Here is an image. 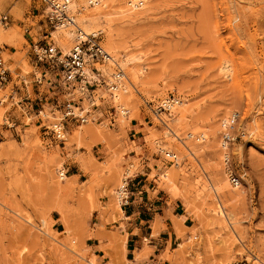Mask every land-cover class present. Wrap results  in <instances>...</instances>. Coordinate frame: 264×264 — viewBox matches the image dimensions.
<instances>
[{
    "label": "rangeland",
    "instance_id": "1",
    "mask_svg": "<svg viewBox=\"0 0 264 264\" xmlns=\"http://www.w3.org/2000/svg\"><path fill=\"white\" fill-rule=\"evenodd\" d=\"M106 2L86 10L79 4L72 14L88 35L99 33L114 58H89L83 68L92 76L78 87L64 82L58 70L36 65L31 47L48 43L63 53L65 43L70 53L85 38L68 43L47 19L55 10L41 0H0V15L9 16L0 24V49L12 77L0 96L16 88L31 100L28 107L0 106V264H137L150 252L138 256L133 249L126 257L127 234L136 226L143 247L159 242L154 264H264V0H143L134 22L106 16ZM118 68L123 78L116 85L126 86L120 92L126 96L124 117L104 91ZM41 74L45 79L38 85L35 76ZM87 79L102 98L85 123L65 118L60 142L36 112L41 104L60 110L69 102L86 110L89 102L80 91ZM171 95L187 111L176 123L167 122L169 112L160 107ZM235 113V128L244 136L219 153L223 122ZM6 116L14 128L3 125ZM55 116L61 117L58 111ZM165 123L176 136L166 135ZM135 125L141 128L130 139L141 150L125 142ZM131 149L136 157L128 155ZM164 151L174 152L176 160ZM226 151L242 174L237 188L228 181ZM143 176L154 185L153 195L162 190L176 201L174 214L163 218L143 208L147 223L125 218L132 184ZM123 177L128 204H121L122 195L120 209ZM213 187L218 195L241 191L237 202H223L226 219L217 214Z\"/></svg>",
    "mask_w": 264,
    "mask_h": 264
},
{
    "label": "built area",
    "instance_id": "2",
    "mask_svg": "<svg viewBox=\"0 0 264 264\" xmlns=\"http://www.w3.org/2000/svg\"><path fill=\"white\" fill-rule=\"evenodd\" d=\"M48 4V6L54 8L56 6L55 2L57 0H41ZM64 3L67 0H63ZM142 4V2H139ZM57 7V6H56ZM59 10V8H58ZM60 12L55 9V11H48L47 19L48 21L54 26L57 27L58 25L68 24L73 22V18L64 14H60ZM9 16L8 14L0 15V24L6 25L8 23ZM32 53L34 55V61L37 64L44 63L47 66H50L52 69H56L59 71L62 80L72 86L77 83L78 87H80V81L84 76L81 73V70L84 66H87L88 59L92 60H99L102 62L108 61L111 58L110 54L105 51L101 42L99 41V33L97 35L89 34L85 39H82L75 48H72L71 52L67 55L60 52L59 48L53 44H39L38 42L32 44ZM37 67V66H36ZM75 71V73H72ZM117 78L112 76V82H105L104 91L109 95L112 94L113 89L116 87V80L123 78V72L118 68L116 70ZM115 72V73H116ZM11 72L10 69L6 65V61L4 58V51L0 49V90H3L10 82H11ZM45 79V75L41 74L40 76H35V82L38 85H41ZM89 79V78H88ZM88 79L84 83L83 91H80L83 94H86V98L89 102V109L82 110L79 107L74 106L72 103H64L63 109L58 110L57 105H52L48 107V110L44 109V105L41 104L39 109L36 112V116L40 117L41 121L48 120L49 123L43 124V128L46 129L48 132L52 133L53 137L60 141H65V118L67 119H74L76 121H80V123H85L87 117L91 113L92 107L98 106L96 104V100H100L102 98L101 95L98 97L95 96V92L92 90L90 84L88 83ZM22 86V85H21ZM24 87V85H23ZM20 92L16 88H12L9 93L3 94L0 96V106L5 105L6 103L10 105H16L18 103H22L23 100L22 96H20ZM170 103L175 102L174 96H169ZM40 101H42V97H38ZM23 105V104H22ZM28 107V106H27ZM161 109L165 112H169V105H161ZM58 111L61 115L59 119H55V112ZM51 116L54 117L56 123L60 125V129L57 130L54 124L50 121ZM239 114L235 113L231 117V121L229 125H227V129L222 132L221 134V141L223 146L230 147L238 138L242 139L244 134L240 130V128H235V125L238 123ZM54 122V121H53ZM55 123V122H54ZM3 125H5L8 129L15 127V122L11 119V116H6L3 119ZM225 144V145H224ZM231 156L225 161L226 165H230L227 167V175L230 183L233 186H236L240 180L239 177L242 176L239 171L231 164L232 158ZM241 182V181H240ZM126 190V186H125ZM128 195V194H127ZM124 195L122 199V205L128 204V196ZM231 264H248L245 259H237L236 261L232 262Z\"/></svg>",
    "mask_w": 264,
    "mask_h": 264
},
{
    "label": "bare ground",
    "instance_id": "3",
    "mask_svg": "<svg viewBox=\"0 0 264 264\" xmlns=\"http://www.w3.org/2000/svg\"><path fill=\"white\" fill-rule=\"evenodd\" d=\"M100 1H102V0H67V2L64 3L63 0H57V2H55V4H56L57 7L55 6L53 9L54 10L57 9V11L60 12V14H62V15L66 14V15H68V16H70V17L73 18V22L72 23L59 25V29H58L59 32L58 33L59 34L62 33L63 36L68 41V43L69 42H77L79 39L86 38L87 35H88L87 31H84V30H82L79 27V25L77 24L78 20L75 19L72 14H74V13L77 12V8H78V5L79 4L82 6L81 8H84L86 10L88 8V6H90V5H93V6L96 7L97 3H99ZM114 2H115V0H107V2H106L107 4H105V5H107V8L110 9V10L108 12H105V15L107 16L109 14L110 15H113V14L116 15L117 14V15H119V18L121 17V19L124 18V19L131 20L133 22H134L135 18L139 15L137 11L140 10V8H137V6L143 5V0H128V1L125 2L127 5L123 4L122 2H117V3H114ZM139 2H142V4H140ZM58 8H59V10H58ZM96 32L95 33L93 32V33L96 34ZM62 42H63V40H62ZM76 46H77V44L74 45L73 48H75ZM112 48H115V47H112ZM61 49H62L63 53H67V52L69 53V51H70L69 50V46L66 45L65 43L63 45H61ZM111 60L114 61V58H111ZM85 70H86V73H85ZM228 70H227L226 67H224V65L220 66V69H219V71L222 73V76L223 77H226V78L229 76ZM87 71H89L88 68H83L81 70V73L84 76L83 79H86L88 76H92V75L87 74ZM220 72H219V74H220ZM73 73H75V71ZM131 73H132V76L135 77L136 72L135 71H132ZM124 76H125V74H124ZM115 77L117 78V74H115ZM124 91L126 92V86H125V84L118 83L116 85L115 89H113V92H112V94L110 96L111 98L113 97V101L116 104V107L117 108L118 107L121 108L122 104H124V105L126 104V96H123L122 94H120V92H124ZM169 98L170 97L164 98L163 101L161 102L162 105H166V104L169 105V110L170 111L165 116V117H168L166 121L167 122L176 123L177 121H180V120L185 119V115L187 114L186 113L187 112L186 111V108H185V110H183V109L179 108V106H177V105L180 104V100L177 99L176 97H174L175 102L173 104V103H170ZM120 113L122 114V117H124L125 114H126V112L122 108L120 109ZM232 116H233V114L229 117V119H228L227 122L226 121L223 122V127L226 128L227 125H229ZM125 120L126 119H123V122H125ZM54 122H52V123L54 124L55 128L57 130H59L60 129V125L58 123H56V120ZM165 125H166V127L168 129V131L166 132V135L167 136H169V135L176 136L174 134V132L170 129V127L166 123H165ZM88 126H89V124H88ZM88 126L86 128H89L90 129L91 126L90 127H88ZM87 131H88V129H87ZM64 136H65V134H64ZM199 137H203V136L200 135ZM180 143H181L182 147L185 148L187 151L190 150L189 149V143L188 142L180 141ZM219 144H220V147H222V149H221V151L219 153H223V151L225 149H227V146H223L222 141H220ZM164 154L166 156L171 157V158H174L176 160L177 155L174 152H172V151H164ZM228 155H229V152L226 151V153H224V157H222V160H225L226 161L229 158ZM221 170H223V167L222 168L220 167L216 171L217 172H220ZM117 173H119V171ZM58 177H59L60 180H63L66 177V175L64 174V171L62 169L59 170ZM118 177H116V180L119 179ZM239 178H240V180H239V182H238V184L236 186H238L240 184L241 177H239ZM126 180H127V178L123 177V179L120 180V182H121L120 185L118 186V192H117V194H118V197H117L118 198V201H117L118 202V205H117V207L118 208H120L119 205H120V201L122 199V195L125 194V191L123 189V186H124V184L127 183ZM228 181H229V179H228ZM229 183H230V181H229ZM213 185H214V182H213ZM236 186H233V188H237ZM212 191L214 192L215 197L217 198V214H218V216L221 219L222 218L226 219L228 215H227V213L224 210L223 202L231 203V204L237 202L238 200H240V197H241V194L240 193H241V191L240 190H234V189H231L230 188V190H228V192H226V193L223 192V193H221V195H218L217 194V190L214 187H213V190ZM147 239H148L147 237H144V241H146Z\"/></svg>",
    "mask_w": 264,
    "mask_h": 264
},
{
    "label": "crops",
    "instance_id": "4",
    "mask_svg": "<svg viewBox=\"0 0 264 264\" xmlns=\"http://www.w3.org/2000/svg\"><path fill=\"white\" fill-rule=\"evenodd\" d=\"M20 89H24V87L21 86ZM24 92L20 93L21 95ZM23 102L22 104L25 106L31 105V100L29 98V95L24 93V96H22ZM137 124V123H135ZM141 127H136V125L132 128H129V133H128V139L129 141H125L127 146H140V142L136 141L135 139H130L133 137L131 134L135 133L138 131ZM129 156L131 157H136V151L131 149L129 151ZM74 167V164L73 166ZM71 167H69L70 169ZM74 170H71L69 172V175L73 174ZM145 174V173H144ZM138 176V175H137ZM132 190L130 191V200L128 206L124 207V213H125V218L131 220L134 219L135 221L138 222V220L142 221L143 223H147V221H144L141 216H145L146 213L143 211V208H147L148 210L153 209L157 211V214L160 217L167 218L169 212L174 214L175 210V203L176 201H169L168 194L165 191L159 190L157 194L153 195L151 193V190H155L154 185L151 183V181H148L147 177H139L137 180L135 179V182L132 184ZM142 195L143 197H140ZM177 198V197H173ZM161 211V212H160ZM140 215V217H138ZM128 225V221L126 222ZM139 223V222H138ZM146 228H149L148 226H144ZM141 227L136 226L135 231L130 230L127 234L126 238V257L128 256L129 253L132 252L133 249H138L137 254L140 256L141 254H146L147 252H150L147 259L143 258L140 259L137 264H154L155 261V255L156 251L158 250V244L159 242L155 244H149L146 247H143L144 244H141L140 242V235H141ZM160 236V234L158 235ZM151 237V236H150ZM167 241V240H165ZM162 242V241H161ZM133 254V253H132Z\"/></svg>",
    "mask_w": 264,
    "mask_h": 264
}]
</instances>
